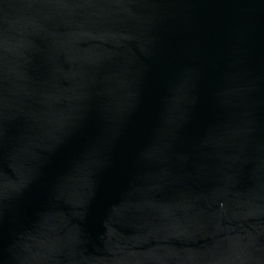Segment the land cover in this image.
I'll list each match as a JSON object with an SVG mask.
<instances>
[{
    "label": "water",
    "instance_id": "95a60500",
    "mask_svg": "<svg viewBox=\"0 0 264 264\" xmlns=\"http://www.w3.org/2000/svg\"><path fill=\"white\" fill-rule=\"evenodd\" d=\"M0 264H264V0H0Z\"/></svg>",
    "mask_w": 264,
    "mask_h": 264
}]
</instances>
